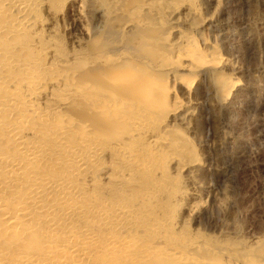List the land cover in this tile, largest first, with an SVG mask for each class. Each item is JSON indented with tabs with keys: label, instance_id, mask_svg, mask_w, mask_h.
I'll return each instance as SVG.
<instances>
[{
	"label": "bare ground",
	"instance_id": "obj_1",
	"mask_svg": "<svg viewBox=\"0 0 264 264\" xmlns=\"http://www.w3.org/2000/svg\"><path fill=\"white\" fill-rule=\"evenodd\" d=\"M200 4L0 0V264H264V240L241 248L193 226L206 209L181 91L213 72L222 107L238 86L199 35L213 16ZM95 13L136 46L112 54L104 30L85 50Z\"/></svg>",
	"mask_w": 264,
	"mask_h": 264
},
{
	"label": "rangeland",
	"instance_id": "obj_2",
	"mask_svg": "<svg viewBox=\"0 0 264 264\" xmlns=\"http://www.w3.org/2000/svg\"><path fill=\"white\" fill-rule=\"evenodd\" d=\"M200 3L203 12L213 16L212 23L203 25L199 35L217 45L229 64L221 72L235 79L238 86L225 107L216 101L213 72L196 78L189 98L184 89L181 91L184 102L194 101L192 108L196 104L190 117L185 115L182 123L176 120L201 158L197 169L189 175L199 198L193 201L204 202L206 214L210 213L199 215L193 226L242 248L264 240V0ZM156 15L152 16L157 23L154 33L160 34L157 27L165 26L164 19ZM91 25L92 36L80 35L85 50L102 45L100 36L104 30L112 35L111 44L108 43L112 52L122 44L136 46L138 35L134 31L123 33L118 20L110 22L95 13ZM144 52L138 50L137 54L145 55Z\"/></svg>",
	"mask_w": 264,
	"mask_h": 264
}]
</instances>
